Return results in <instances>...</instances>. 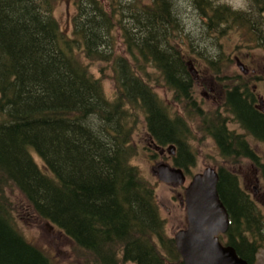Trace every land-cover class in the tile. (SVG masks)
<instances>
[{"label":"trees","instance_id":"16d2710c","mask_svg":"<svg viewBox=\"0 0 264 264\" xmlns=\"http://www.w3.org/2000/svg\"><path fill=\"white\" fill-rule=\"evenodd\" d=\"M56 1L0 0V264H53L17 227L9 197L15 189L73 242L83 264H184L154 185L132 163L133 134L143 116L152 140L175 144L174 164L188 170L195 160L188 143L192 115L226 163L217 166L230 218L220 239L255 263L264 249V214L230 165L248 158L264 170L247 139L264 142V113L242 78L225 94L226 115L206 112L195 95L193 59L197 54L221 74L207 37L234 26L264 51L259 0L252 4L256 12L189 0L202 17L199 37L182 24L175 0H74L67 35L53 12ZM84 59L111 64L112 99ZM151 83L172 92L184 115L172 113ZM227 119L244 133L231 130Z\"/></svg>","mask_w":264,"mask_h":264},{"label":"rangeland","instance_id":"374dc122","mask_svg":"<svg viewBox=\"0 0 264 264\" xmlns=\"http://www.w3.org/2000/svg\"><path fill=\"white\" fill-rule=\"evenodd\" d=\"M213 1L221 4L225 3L232 8L244 11L256 12L258 10L255 6H252L254 0ZM175 2L177 3L176 8L178 12H180V17L182 18V24L186 26L187 31L194 36H201L203 21L200 10H198L199 8L193 6L189 0H175ZM258 4L261 6V13L264 15V0H259ZM53 12L59 21L60 29L65 34L71 35L73 32V18L77 12L74 0H57ZM215 35L217 37H207L209 43H211L207 45V52L209 55L214 56L211 58L217 59L221 74H216L214 68L208 61L198 58L197 54H194L193 51L187 50L185 53L195 55L193 60L197 72L193 75L195 80L194 90L198 103L207 111L219 109V113L226 115L223 105L225 93L222 86L224 83L235 79V77L238 78L242 75L241 78L247 82L250 89L255 83L256 88L254 92L256 96H260L259 98L264 99V51L259 47L254 48V46H250L249 41H252L251 34L237 26L228 28L223 34ZM121 44L122 41L119 40L117 52L124 51V47ZM200 47L205 49V42L202 43ZM84 62L88 65L90 71L96 77L100 78L107 96L112 99L114 96L115 84L111 64L100 61H90L88 59H84ZM240 64L246 72H243ZM148 71L154 73L155 77L158 75L152 72L151 69H148ZM151 84L154 86L157 94L170 107L172 113L176 112L181 116L184 115L179 104L173 100L172 92L162 85ZM195 116L196 115L189 116L190 126L193 130L188 140L191 150L195 154V160L194 163L188 164L187 181L182 187L164 183L160 181L154 173V168H156L157 165L163 163V161L170 164L173 160L171 157H161V155L151 147L150 140H148L149 132L143 116L140 118L133 134V145L136 148L137 154L132 159V163L139 169L141 176L154 185L161 215L166 220L168 234L171 236L176 234V232L184 228L187 224L186 208L181 205L180 200L184 195V187L188 185L193 177L192 175L203 171L209 166L218 168L226 164L222 161L214 140L208 136L210 134L205 135L204 131L200 128L201 118ZM227 125L231 129L242 131L240 126L230 119H227ZM249 141L252 146H255L259 153L264 156V144L251 141L250 137ZM167 147L168 146H165V148ZM35 158L39 165H42L43 161L38 155L35 154ZM230 167L239 174L241 184L250 194L253 190L252 186L255 185H259V194L264 191V180L260 176L258 184L255 182L249 184V180L253 179V170L248 160L241 158L236 164L230 165ZM9 197L16 215L17 227L28 241L41 248L49 256L53 264H83L81 260H77L76 258L77 255L80 259H84L75 248L73 242L66 237L59 228L47 223V221L40 219L34 214L17 189L10 192ZM262 201L264 202L263 198ZM260 204L261 210L264 213V203ZM255 264H264V250L259 252Z\"/></svg>","mask_w":264,"mask_h":264},{"label":"water","instance_id":"95a60500","mask_svg":"<svg viewBox=\"0 0 264 264\" xmlns=\"http://www.w3.org/2000/svg\"><path fill=\"white\" fill-rule=\"evenodd\" d=\"M240 67L243 70L241 64ZM169 153H175L174 145L169 147ZM154 173L168 184L185 185L187 180L182 168L165 162L157 165ZM218 182V172L207 167L185 187L182 204L186 207L188 223L174 235L184 264H249L233 246H224L219 239L228 230L230 220L218 192Z\"/></svg>","mask_w":264,"mask_h":264},{"label":"flooded vegetation","instance_id":"af4514ba","mask_svg":"<svg viewBox=\"0 0 264 264\" xmlns=\"http://www.w3.org/2000/svg\"><path fill=\"white\" fill-rule=\"evenodd\" d=\"M241 76L242 75H240L238 78H236L235 77V79H232V80H230L229 82H227V83H222L223 84V86H222V88H223V91H224V93L226 94V92H227V90L229 89V87H234V86H239L240 85V78H241ZM243 86H247V87H249V85L247 84V83H244V85ZM255 88H256V84L254 83L253 85H252V91L254 92L255 91ZM255 93V92H254ZM256 94V93H255ZM260 96H256V98H257V100H258V98H259ZM264 99L263 98H259V101H258V103H257V105L259 106V109L264 113V101H263ZM260 103V104H259ZM224 104V103H223ZM206 112H219V109H216V110H214V111H207L206 109H204ZM228 126V125H227ZM231 129V128H230ZM231 130H234V131H236L237 133H244L243 131H238V130H236V129H231ZM205 135H208V133H205ZM208 136H210L213 140H214V142H215V144H216V141H215V139L211 136V135H208ZM251 138V141H254V139L252 138V137H250ZM247 139L249 140V137H247ZM148 140H149V138H148ZM257 142H260V141H257ZM260 143H262V144H264V142H260ZM150 145H151V147H153L156 151H157V153H159L160 155H161V157H171L172 158V165L174 166L175 164H174V159L176 158V157H178V155H179V151L176 149V151H175V153H173L172 155H170L164 148H160L159 146H157L156 144H154L153 142H152V140L150 139ZM216 146L218 147V145L216 144ZM254 148H255V150H256V152L258 153V155L260 156V158H261V162H262V164L264 165V156L261 154V153H259V151L256 149V147L255 146H253ZM218 149V148H217ZM218 151H219V149H218ZM222 159V158H221ZM243 159H245V160H248L249 162H250V166L252 167V170H253V179H250L249 180V184H252V183H256V184H258V181H259V176L264 180V170H260L257 166H255V164L252 162V161H250L248 158H243ZM222 161H223V159H222ZM224 162V161H223ZM225 163V162H224ZM183 168V167H182ZM184 169V171H185V174H186V177H188V174H187V169L186 168H183ZM218 169V168H217ZM232 171L234 172V173H236L237 175H238V177H239V174L236 172V171H234L233 169H232ZM239 182H240V186L244 189V190H246L247 192H248V190L241 184V180H240V177H239ZM173 186H177V187H182V186H180V185H178V184H172ZM258 186L259 185H255V186H252V193L250 194L249 192V194L251 195V198L253 199V201H254V203L258 206V208L261 210V204L260 203H264L263 201H262V198H263V200H264V191H262V193L261 194H259V190H258ZM257 196H256V195ZM183 198V197H182ZM182 198H181V200H180V202H181V205L183 206V204H182ZM258 199V200H257ZM262 211V210H261ZM262 213H263V211H262ZM264 214V213H263Z\"/></svg>","mask_w":264,"mask_h":264}]
</instances>
